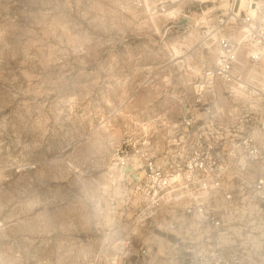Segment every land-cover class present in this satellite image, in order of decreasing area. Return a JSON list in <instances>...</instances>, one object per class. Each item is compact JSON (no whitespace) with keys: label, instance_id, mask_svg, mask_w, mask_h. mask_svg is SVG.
Masks as SVG:
<instances>
[{"label":"rangeland","instance_id":"rangeland-1","mask_svg":"<svg viewBox=\"0 0 264 264\" xmlns=\"http://www.w3.org/2000/svg\"><path fill=\"white\" fill-rule=\"evenodd\" d=\"M214 5L228 4L196 0L156 29L126 0H0V264H105L95 204L113 151L169 148L198 7Z\"/></svg>","mask_w":264,"mask_h":264},{"label":"built area","instance_id":"built-area-1","mask_svg":"<svg viewBox=\"0 0 264 264\" xmlns=\"http://www.w3.org/2000/svg\"><path fill=\"white\" fill-rule=\"evenodd\" d=\"M126 1L153 17L196 2ZM226 2L198 7L197 75L169 148L113 151L95 204L105 264H264V0Z\"/></svg>","mask_w":264,"mask_h":264},{"label":"bare ground","instance_id":"bare-ground-1","mask_svg":"<svg viewBox=\"0 0 264 264\" xmlns=\"http://www.w3.org/2000/svg\"><path fill=\"white\" fill-rule=\"evenodd\" d=\"M203 2V1H202ZM225 9H227V7L225 8ZM176 11H177V9L176 8H170L166 13H165V16H167V17H173V16H175V13H176ZM148 16V15H147ZM150 20H151V22L155 25V28L157 29V25H156V22H155V18L153 17V16H151V15H149V17H148ZM189 36H192V34L190 33L189 34ZM186 47H187V44H184ZM183 47V45H179V46H176V45H173L172 46V48H173V51H174V53H175V55L178 57V55H179V53L180 52H182V50L180 49V48H182ZM181 54V53H180Z\"/></svg>","mask_w":264,"mask_h":264}]
</instances>
